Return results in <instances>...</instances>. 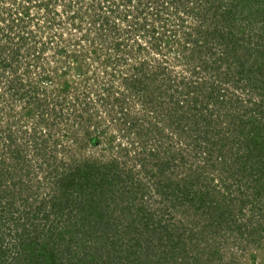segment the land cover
I'll use <instances>...</instances> for the list:
<instances>
[{"label": "rangeland", "instance_id": "obj_1", "mask_svg": "<svg viewBox=\"0 0 264 264\" xmlns=\"http://www.w3.org/2000/svg\"><path fill=\"white\" fill-rule=\"evenodd\" d=\"M217 1L41 0V3H48V8H53L54 19L43 11V6L36 8L33 0L29 2L28 12L22 13L23 16L14 10L16 5L11 10L5 5L14 4L15 0H0V48L5 50L0 53V81L3 85L0 88V184L9 190L16 204L21 206L22 199L29 200L28 194L34 195L31 188L37 191L39 198L45 196L48 199V195L44 194L47 189L44 188L49 189L51 184L48 182L46 185L42 181L36 189L37 179H42L49 172L68 171L73 158L82 160L94 156L103 160L111 157L117 159L122 169L132 170L137 179L144 178L143 181L149 187L145 197L148 207L156 209L163 206L160 195L154 190L158 177L148 176L156 171L150 165V158L144 160L145 152L154 153L155 157L162 156L163 150L172 146L175 152L182 150V154L187 157L186 151L190 145L182 126L170 123L166 115L172 103L168 101L165 91L163 95H156L157 103L150 105L143 101L144 98L130 95V89H137L132 87L130 80H134L137 75L135 69L143 67L152 75L151 79L148 76L144 79L150 80L148 83L153 78L164 82L168 81L167 78H173L174 85L178 86L180 82V87L184 88L183 82L189 78L191 64L188 67L181 56L193 60L198 52V48L192 49L188 45V33L192 31L195 37L198 33L194 28H208L209 22L201 17L209 2ZM261 2L263 0H256L251 8L264 10V2ZM244 3L241 1V6ZM227 14L235 16L229 12ZM207 16L210 17L211 13ZM16 19L28 22L25 29H16ZM241 22H247L245 15H242ZM249 31L246 23L243 33L246 35ZM185 48L190 55L184 53ZM13 54L16 56L12 58ZM4 61L7 65L1 71ZM195 65L197 70L201 69L199 63ZM205 73L200 70L198 77L205 78ZM126 74L129 81L124 82L123 76ZM97 88L107 90L110 95L97 93ZM229 92L233 93L226 92L227 103H230V98L233 102L240 99L242 110L250 106L248 93ZM103 98L105 100L101 101ZM82 103L87 105V111ZM219 109L222 112L224 108ZM75 110L83 118L76 116ZM93 122L99 125L100 130L106 129L105 134L94 130ZM87 126L91 134L99 138L95 146L88 144L85 135ZM34 127L37 129L35 132ZM139 130H149L146 142L145 137L141 138V134L136 133ZM37 131L42 137L49 133L53 136V140L47 142V159L41 156L34 159V148L27 136L36 135ZM76 134L79 140L85 141L80 146L77 143L79 140H74ZM111 135L115 136L113 141L116 144L126 146L124 153H109L107 140ZM143 144L146 149H143ZM50 155H54V162L46 164ZM205 157L204 151L193 154V158L189 159L194 160L190 172L203 165ZM42 160L45 163L41 164ZM144 161L147 162L146 166H143ZM174 168L172 170L171 167L162 178L185 177L184 165ZM208 169L205 173L210 181L204 184L207 191L202 196L210 214L219 211L230 217L237 215V220L239 218V233L235 232V228L232 231L221 229L213 238L221 246L224 259L230 264H264V203L251 199L250 203L243 206L238 202L240 190L230 180L225 185L217 177V172L224 169ZM25 170H29L27 176H24ZM195 172L198 173V170ZM194 202L190 207H168L171 213L163 211L162 220L178 226L179 232L185 229L184 234L190 229L196 232V229L205 226L208 216L204 213L205 205L198 210ZM3 214H6L7 219L0 222V246L5 253L16 239L15 233L22 231L17 224L24 220L19 213L9 212L8 209H4ZM25 226L33 227L31 222ZM224 233L226 236L221 244ZM248 237L252 242L248 241ZM4 253H1L0 260L3 259L2 263L5 264Z\"/></svg>", "mask_w": 264, "mask_h": 264}, {"label": "trees", "instance_id": "obj_2", "mask_svg": "<svg viewBox=\"0 0 264 264\" xmlns=\"http://www.w3.org/2000/svg\"><path fill=\"white\" fill-rule=\"evenodd\" d=\"M226 1L209 2L201 17L209 22L208 28H194L198 33L195 37L192 31L188 33V45L192 49L198 48V52L193 60L181 56L188 67L191 64L190 70L187 68L189 78L184 80V88L180 87V82L178 86L174 85L173 78H167V82L153 78L148 83L152 75L143 67L136 68L137 75L134 80H130L132 87H137L135 90L130 89V95H138V99L142 97L150 105L157 103L156 95H163L165 91L168 101L172 103L169 109L166 108V115L170 123L182 126L190 145L186 151L187 157L182 154V150L175 152L172 146L163 150L162 156L155 157L154 153L145 152L144 160L150 158V165L156 171L148 176L158 177L154 190L160 195L163 206L156 209L148 207L145 197L149 187L143 181L144 178L137 179L132 170L122 169L112 155H108L111 158L105 160L94 156L82 160L73 158L68 171L49 172L36 180V186L42 181L46 185L48 182L51 184L49 189L44 188L47 189L44 194L48 195V199L45 196L39 198L37 191L31 188L34 195L28 194L29 200L22 199L21 206L16 204L9 190L0 184V203H3L0 206V222L7 219L6 214H3L4 209L19 213L24 220L17 224L22 231L15 233L16 239L5 253L0 246V255L4 253L5 264H230L213 238L221 229L232 231L235 228V232L239 233V218L237 220V215L230 217L219 211L210 214L202 196L207 191L204 184L209 180L205 171H209L208 167L224 169L217 172V177L225 185L230 180L240 190L241 196L237 200L243 206L250 203L251 199L264 203V10L251 8L256 0ZM241 1L245 2L243 6ZM47 4L42 2L40 7L43 6V11L55 19L53 8H48ZM8 5L9 10L15 6ZM16 6L14 10L19 16L28 12L26 7ZM227 12L235 16L231 17ZM209 13L210 17L207 16ZM242 15H245L247 22H241ZM22 20L19 22L16 19V29H25L28 22ZM246 23L250 31L245 35ZM3 50V47L0 48V53ZM183 51L190 55L186 48ZM15 56L13 54L12 58ZM195 63H199L201 69L197 70ZM2 64L1 71L7 63L4 61ZM200 70L206 71L205 78L198 77ZM147 76L148 79L144 80ZM123 77L124 82L129 81L127 74ZM96 90L97 93H108L107 90ZM229 91L248 93L250 106L242 110L240 99L233 102L230 98V103H227L226 92L233 93ZM223 103L226 104L221 105ZM81 105L88 110L87 105ZM219 107L224 108L222 112ZM76 116L83 118L80 114ZM161 117L163 122L165 113ZM92 124L94 130L105 134L106 129L100 130L97 123ZM88 127L85 131L88 144L95 146L99 138L92 135ZM36 130L34 127L33 132ZM149 130L136 133L141 134V138L145 137L146 142ZM38 135L37 131L36 135L27 136L34 148V159L40 156L47 159V142L53 140V136L50 133L44 137ZM77 137L78 134L76 139L74 137L75 141L80 139ZM114 137L111 135L107 140L109 153H122L126 146L116 144ZM84 142L82 139L77 141L79 146ZM142 147L146 149L145 144ZM201 151L206 153L204 164L190 172L197 159H189ZM52 156L48 157L46 164H53ZM146 165L144 161L143 166ZM183 165L186 175L182 179H176L175 176L162 178L171 167L173 170V167L178 169ZM197 170L198 173L195 172ZM28 174L29 170H25L24 176ZM2 198L5 201L2 202ZM193 201L198 210L205 205L204 213L208 216L205 226L196 229V232L190 229L184 234L185 229L179 232L178 226L162 220V213L168 207H190ZM27 222H31L33 227L27 228ZM213 223L215 225L211 228ZM207 230L211 231L205 232ZM225 236L226 233L221 244ZM8 259L10 261H6ZM2 261L0 264H4Z\"/></svg>", "mask_w": 264, "mask_h": 264}, {"label": "flooded vegetation", "instance_id": "obj_3", "mask_svg": "<svg viewBox=\"0 0 264 264\" xmlns=\"http://www.w3.org/2000/svg\"><path fill=\"white\" fill-rule=\"evenodd\" d=\"M14 1V0H13ZM16 1V3L14 2V5H20V6H22V7H26L27 9L29 8V6H30V1H32V0H29L28 2L26 1V0H15ZM19 1V2H18ZM34 2H35V6H36V8H41L40 7V4H41V0H33ZM5 5H7V7L9 6L7 3H5ZM13 5V4H12ZM35 19H37V18H35Z\"/></svg>", "mask_w": 264, "mask_h": 264}]
</instances>
